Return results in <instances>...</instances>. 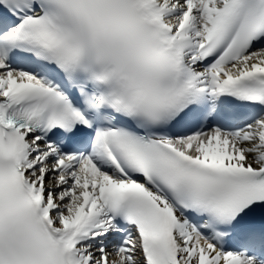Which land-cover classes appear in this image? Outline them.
Returning a JSON list of instances; mask_svg holds the SVG:
<instances>
[{
  "label": "snow or ice",
  "instance_id": "6c2138e0",
  "mask_svg": "<svg viewBox=\"0 0 264 264\" xmlns=\"http://www.w3.org/2000/svg\"><path fill=\"white\" fill-rule=\"evenodd\" d=\"M0 264H264V0H0Z\"/></svg>",
  "mask_w": 264,
  "mask_h": 264
}]
</instances>
